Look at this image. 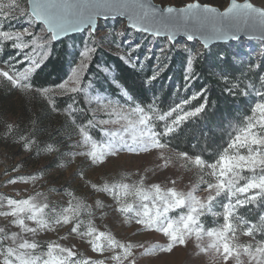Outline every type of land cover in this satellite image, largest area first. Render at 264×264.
<instances>
[{
  "label": "rangeland",
  "instance_id": "374dc122",
  "mask_svg": "<svg viewBox=\"0 0 264 264\" xmlns=\"http://www.w3.org/2000/svg\"><path fill=\"white\" fill-rule=\"evenodd\" d=\"M152 1L162 9L197 2L223 11L231 0ZM245 1L264 10V0H235ZM26 12L27 0H0V30L8 24L4 36H30L40 54L49 40L42 26L27 25ZM125 28L121 20H106L84 32L92 43L81 46L67 80L45 91L26 84L37 56L20 59L16 68L0 63V264H264V244L228 220L232 204L210 207L224 190L212 168L160 145L138 107L86 97L84 112L111 135L99 144L56 105L77 92L93 43L122 58L144 45L142 61L155 51L154 69L163 67L166 45L135 39ZM175 45L202 48L183 40ZM230 45L237 60L264 63L263 43ZM253 109L254 127L264 130V97ZM239 142L255 146L254 153L223 159L221 170L264 166L263 137L246 133ZM263 186L264 176L245 190ZM203 207L208 227L198 223Z\"/></svg>",
  "mask_w": 264,
  "mask_h": 264
},
{
  "label": "trees",
  "instance_id": "16d2710c",
  "mask_svg": "<svg viewBox=\"0 0 264 264\" xmlns=\"http://www.w3.org/2000/svg\"><path fill=\"white\" fill-rule=\"evenodd\" d=\"M24 17L27 25L35 29L41 27L27 12ZM8 27L3 24L0 30V63L16 68L14 65L20 59L37 56L34 69L26 79L27 86L34 91H45L66 81L81 46H88L93 38V35L83 37V32L54 42L45 34L49 41L43 52L37 54L30 36H4ZM125 30L132 32L127 27ZM132 33L135 39L142 36L147 41L166 45L167 59L163 67L154 69L155 51L142 61L144 45L133 50L131 57L122 58L93 43V52L77 92L58 100L56 105L69 111L83 131L99 144L109 143L111 135L104 133L84 112L86 97L101 96L126 107H138L147 116L160 145L212 168L224 190L210 207L223 211L225 205L232 204L228 220L236 221L242 233L254 242L264 244V186L245 190L250 181L264 176V166L228 172L220 169L225 158L254 153L255 146L239 142L246 133L255 132L264 138V130L254 127L253 109L259 97H264L261 94L264 63L255 67L252 59L237 60L230 51L231 43L199 48L197 52L192 46L181 50L166 39ZM128 49V46L123 47L124 51ZM133 58L135 62L131 63ZM204 209L198 212L197 219L199 225L208 227L209 218Z\"/></svg>",
  "mask_w": 264,
  "mask_h": 264
},
{
  "label": "water",
  "instance_id": "95a60500",
  "mask_svg": "<svg viewBox=\"0 0 264 264\" xmlns=\"http://www.w3.org/2000/svg\"><path fill=\"white\" fill-rule=\"evenodd\" d=\"M189 4L180 8L171 7L175 11L166 12L169 7L162 9L152 0H27V10L34 22L42 26L54 42L88 30L93 33L99 21L121 20L135 33L166 39L170 44L179 40L197 42L203 49L239 40L264 44L263 9L248 1L233 4L231 0L223 11L199 3V7L186 8ZM182 8L185 9L184 12L180 11ZM227 9L230 11L225 14ZM154 16H167L177 20L185 17L190 20L196 16L209 23L199 30L181 27L154 35V29L145 23V18ZM189 35L191 39H188Z\"/></svg>",
  "mask_w": 264,
  "mask_h": 264
},
{
  "label": "snow or ice",
  "instance_id": "6c2138e0",
  "mask_svg": "<svg viewBox=\"0 0 264 264\" xmlns=\"http://www.w3.org/2000/svg\"><path fill=\"white\" fill-rule=\"evenodd\" d=\"M233 4H235V0H233ZM199 7L198 3H192L186 6V8H195ZM175 11L174 8H167L166 12H173ZM181 12H184L185 9L182 8L180 9ZM227 11H230V9H227ZM145 23L151 26L154 29L153 34L154 35H161L165 30H171L173 28H189L192 30H199L203 28L206 24L209 23V21L193 16L190 20L185 17L180 20H177L172 17H167V16H154V17H147L145 18ZM135 27V25H134ZM139 30V29H137ZM145 31H148V28L144 29ZM192 37L189 35L188 39H191ZM169 39L171 40V35L169 36Z\"/></svg>",
  "mask_w": 264,
  "mask_h": 264
},
{
  "label": "clouds",
  "instance_id": "9594fccd",
  "mask_svg": "<svg viewBox=\"0 0 264 264\" xmlns=\"http://www.w3.org/2000/svg\"><path fill=\"white\" fill-rule=\"evenodd\" d=\"M17 47H20V45H16ZM24 47H26V45H24Z\"/></svg>",
  "mask_w": 264,
  "mask_h": 264
}]
</instances>
